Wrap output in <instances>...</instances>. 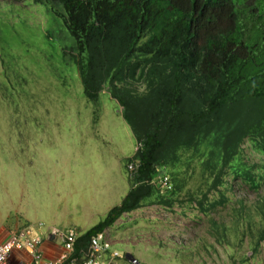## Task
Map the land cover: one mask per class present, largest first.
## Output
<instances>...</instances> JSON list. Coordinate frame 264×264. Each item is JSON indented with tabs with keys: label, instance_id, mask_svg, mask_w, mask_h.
<instances>
[{
	"label": "rangeland",
	"instance_id": "374dc122",
	"mask_svg": "<svg viewBox=\"0 0 264 264\" xmlns=\"http://www.w3.org/2000/svg\"><path fill=\"white\" fill-rule=\"evenodd\" d=\"M52 6L62 12L0 0V228L40 220L82 235L140 185L129 162L152 124L169 121L173 56L145 50L146 37L131 55L118 40L94 46L98 94L88 99L74 38ZM182 81L178 110L201 109L211 86L197 72ZM242 102L179 124L156 154L174 189L151 182L102 232L98 264H264V136L241 131L255 117Z\"/></svg>",
	"mask_w": 264,
	"mask_h": 264
},
{
	"label": "trees",
	"instance_id": "16d2710c",
	"mask_svg": "<svg viewBox=\"0 0 264 264\" xmlns=\"http://www.w3.org/2000/svg\"><path fill=\"white\" fill-rule=\"evenodd\" d=\"M47 1L62 8L59 12L50 7L74 38L78 72L88 99L94 100L98 94L91 72L94 46L118 40L131 55L134 46L146 37L145 50L173 56L165 92L169 121L165 126L152 124L140 143L137 164L129 162V175L140 185L77 237L74 251L79 256L92 236L101 234L151 193V181L163 168L157 151L183 120L202 125L239 99L255 113L254 118L243 121L241 131L246 136H264V0ZM195 72L211 86L205 104L196 111L178 110L183 77Z\"/></svg>",
	"mask_w": 264,
	"mask_h": 264
},
{
	"label": "built area",
	"instance_id": "2783aa9c",
	"mask_svg": "<svg viewBox=\"0 0 264 264\" xmlns=\"http://www.w3.org/2000/svg\"><path fill=\"white\" fill-rule=\"evenodd\" d=\"M133 165L135 166V164ZM151 182L166 192L173 190L172 181L164 169L159 168L158 175ZM43 230L44 224L41 222L29 223L12 230L6 239H0V264H98L94 252L107 249V243L104 242L101 233L90 238L88 254L80 253L77 256L74 244L79 235L76 232L73 230L62 232L51 227L44 234ZM45 237L60 239L62 251L54 259L43 260L41 257L40 245ZM19 252H24L26 258L13 262L12 255Z\"/></svg>",
	"mask_w": 264,
	"mask_h": 264
},
{
	"label": "crops",
	"instance_id": "0c3cea01",
	"mask_svg": "<svg viewBox=\"0 0 264 264\" xmlns=\"http://www.w3.org/2000/svg\"><path fill=\"white\" fill-rule=\"evenodd\" d=\"M58 131V130H57ZM56 131V132H57ZM72 133H74V130L72 131ZM52 146V145H51ZM53 147V146H52ZM53 149V148H52ZM45 186V185H44ZM29 187L28 188V193H32V188L33 185H29L26 186ZM106 191L107 192H111L108 189H112L115 188V182H109L106 186ZM127 193V192H126ZM126 193L122 196L123 197L126 195ZM121 199V200H122ZM109 211V210H108ZM107 211V212H108ZM106 212V213H107ZM106 215V214H105ZM40 220H36V221H32V223H36L39 222ZM44 223V234L46 233V231H48L51 227H56V224L52 223H46L44 221H42ZM25 223H23L22 225H20L19 227H22ZM17 227V228H19ZM17 228H12V229H5V228H0V239H6L9 235V233ZM40 249H41V253H42V259L43 260H51L54 259L55 257H57L60 252L62 251V244L60 243V239L59 238H47L45 237L44 240L42 241L41 245H40ZM12 260L13 262L20 260L22 258H26V254L24 252H19V253H15L14 255H12Z\"/></svg>",
	"mask_w": 264,
	"mask_h": 264
}]
</instances>
